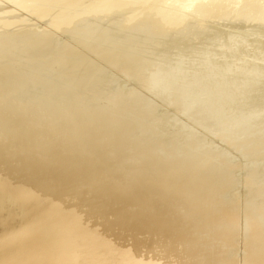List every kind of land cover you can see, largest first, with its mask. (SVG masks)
Returning <instances> with one entry per match:
<instances>
[{
	"label": "bare ground",
	"instance_id": "obj_1",
	"mask_svg": "<svg viewBox=\"0 0 264 264\" xmlns=\"http://www.w3.org/2000/svg\"><path fill=\"white\" fill-rule=\"evenodd\" d=\"M36 1L4 0L7 8L0 3V15L12 20L0 16V264H264V136L252 140L260 141L246 153L241 183L231 180L232 163L217 165L209 156L210 162V153L200 149L201 136L176 127L136 88L115 99L109 71L65 41L57 40V47L51 42L54 31L91 35L103 16L117 11L134 18L131 27L147 37L170 39L189 19L182 18L186 12L212 15L211 8L200 6L202 0H181L180 21L169 22V13L168 20L160 15L168 11H157L161 18L154 13L155 19L145 9L134 16L126 12L131 4L107 0L113 3L106 11L92 4L95 10L88 6L73 18L69 12L64 22L65 15L53 17L51 6L77 1L50 6L45 0L33 14L55 30L31 33L27 25L30 32H14L16 15ZM242 1L235 6L238 18L249 21V11L264 12L263 5ZM194 28L189 36L200 37ZM123 36L113 32L91 53L147 89L152 81L146 51L139 57L119 54ZM131 91L140 94L123 101ZM171 101L181 106L180 97Z\"/></svg>",
	"mask_w": 264,
	"mask_h": 264
},
{
	"label": "rangeland",
	"instance_id": "obj_2",
	"mask_svg": "<svg viewBox=\"0 0 264 264\" xmlns=\"http://www.w3.org/2000/svg\"><path fill=\"white\" fill-rule=\"evenodd\" d=\"M44 1L45 0H39L34 2L27 11H21L20 10L21 8L19 9L18 4L12 5V8L20 10L19 18L18 15H16L17 20L16 19L13 20L15 22V25L18 24L17 26H14L13 31L14 32L20 31L21 33L22 32L27 33L30 31H32L31 33L34 32L41 33V31H43L45 28H47V30L50 29L54 31L55 29L53 30L52 24H48L49 22H47V20L44 21L37 19L33 14V11L38 10L40 7H43V4L46 1H48L49 3L46 2L45 4L48 5L50 4L51 6L55 0H50L52 1V3L49 0H46L45 2ZM73 1H77V4L76 2L68 3V5L66 4V7L64 8L62 7L63 3L61 5L58 4L60 5L59 6L60 9L58 8L57 4H53L51 6L52 10L54 7V11L52 13L53 17L54 18L58 17L55 19H60L63 16L61 19L63 20L65 15V19H64L65 22L66 18L70 16L71 12H72L71 17L73 18L72 15L76 17L77 15H79L78 14L79 12L81 13V11L84 12L86 9H87L86 11H89L88 8H91L92 4H94L95 7L98 8L100 7V9L104 6L103 10L106 11L109 8V5H111L110 3H113L111 1L107 2V0H81V1L73 0ZM121 1L122 3L126 2L127 4L124 3L126 5L131 4L130 6L134 8V10L131 8L133 11L130 8H127L128 10H126V12L131 11V13L128 12L131 15L134 14V16H138L139 15L138 11L141 10L140 15L141 13L146 14L145 12H148L147 13L149 14L148 17L151 19H155L156 17L159 18L161 15V17L167 18V20L170 18L169 22L170 21L173 22L174 19L175 21H180L176 19H178L177 14H181L178 13V11L180 10L179 8H181L179 7L180 6L179 2H181V0H121ZM204 1L205 0L199 2L200 6L204 5L203 6L204 8L205 6H207L206 9L210 7L212 10V15L205 14L204 16L198 13H195L197 14L195 15L193 12H192L193 14H191V12H186L189 13V15H187L186 13H185L186 15L182 14L183 15L182 18H184V16L186 17L188 16L190 20L185 18L184 22L181 21L180 23L182 24L185 23L183 24L184 26L183 29L179 33L174 34L170 39H159V38L153 39V36L151 35L147 37L146 32H142L137 27H131V23L134 21L133 20L134 18L132 17L124 18L125 11H117L109 16H103L101 24L96 30H94V32L91 35L80 34L72 38L67 33H63L61 31L60 32L54 31L53 36L51 37L54 40L51 39V42L53 41V45L57 47V44H60L58 43L57 40H59L60 42L65 41L69 43L73 48H75L78 52L86 56L88 59L101 64L102 67H104L107 71H109L108 75L111 76V77L109 76V78H112L111 88L113 89V92L118 94V95L116 94L117 96L115 95L114 97L115 99H118L119 97L121 100V95L125 94L122 95L125 97L127 93L129 94V90L133 88L142 91L151 102L157 104L160 107L161 110L160 112L166 113L171 117V121L174 125H177L176 127H180L184 131L192 133L196 136L198 135L197 137L199 136L203 137L204 141L201 137H199L200 141L198 140V142L202 141L200 143L202 146L200 147V149L201 148L205 149V151L201 150V152L202 151L207 152L205 154L210 153L209 155H205L206 157L208 156L207 157L208 160H211L209 159L210 157L212 159L214 158V160L216 159V161L218 159L217 162L213 160L214 163L217 165L220 164V161L221 164L224 163L226 165H227V163H225L226 161L231 162L232 167L229 165L228 162V166L231 168H229L230 173L228 171L227 178H229L228 175H230V178L232 177L231 180H234L235 178L234 181L236 182L238 181V183H241L239 179L242 180L241 177L243 176V172L241 170L244 171L245 169L244 164H245V160L247 159L246 153H248V151L255 144H256L255 146H257L260 141L256 139L255 140L258 142L252 140L255 137V135L258 137L264 136V101H263L264 100V12L249 11L252 14L249 13V19L251 20L248 21V20L240 19L237 17V15H235L237 9V8L235 9V6L237 7V5L244 2L242 0L241 3L239 4H238L239 0H223V1L213 0L210 2L209 0L205 2ZM97 2H98V6H97ZM0 3H3V6L5 5L6 8L10 5L9 3L7 4L6 2H4V0H0ZM139 3L142 5L140 6ZM211 3L213 4L215 3V4L213 5ZM250 3L259 4L260 6L263 5L262 7H264V0H251ZM74 4L76 5V7H74ZM241 5L239 6L241 7ZM63 6H65V4ZM72 6L74 8L72 10L69 9L72 8ZM134 6L137 9H135ZM222 6L226 9L222 8ZM162 7L165 10L164 9L162 10ZM76 8L77 10L75 11ZM217 8L221 10H218ZM227 8L228 9L234 8V9L228 10ZM56 9H59L57 10V12L59 11V13L57 14L55 11ZM92 9L95 10L94 6L91 8V10ZM144 9L145 12L143 11ZM150 9H152V11ZM214 9H217L218 12ZM62 10H65L64 14ZM136 10L138 13L136 12ZM154 10L156 12H154ZM77 11L79 12L77 13ZM157 11L159 13L163 11L164 15L168 11L167 16L166 17L163 16L162 13H160V15L157 16ZM181 11L184 13L185 10H181ZM221 11L222 13L226 12L228 16H225L224 13L222 14ZM5 12L8 13L7 11ZM154 13H156V17ZM2 15L3 18L4 17L8 18V16H10L9 14L1 13L0 16L2 17ZM59 15H61V17H59ZM168 15L172 16L173 18L172 17L168 18ZM71 17L67 19L69 20L71 19ZM7 18H5V20L10 22L11 18L9 17L8 18L9 20ZM24 18L25 20L27 19V22L25 21V23L23 20ZM57 21L55 20L56 23H61L60 20L58 22ZM186 23L188 26L186 25ZM191 23H193V25ZM27 25L32 30L27 29ZM194 26L196 28L198 27L201 33L200 37L189 36L191 30L193 29L196 30ZM16 27L17 30H15ZM24 28L25 31H23ZM33 28L34 29L36 28L35 31ZM115 31L124 32L123 38L125 40V46L122 47L121 50H119V54L139 57L143 49H145L146 51L145 59L150 63L149 64L150 68L147 70V74L149 75V78L152 81V84L150 85L149 88L147 89L142 88L136 82V80L132 79V77L129 74L123 72L120 68L115 67L114 65L106 63L105 61L102 60L101 57L91 53L90 47H94V46L98 47L99 44H101L104 40H106V37H108L110 34H112ZM180 34L181 37L183 35L185 37H184V41L178 43L179 39H181ZM167 42L169 44L163 45L164 43ZM132 66H137V65L132 64ZM126 67L130 68L131 65H127ZM53 78L55 77L53 76ZM53 78H51L50 81H52ZM59 78L56 77V81L55 80L53 81L57 82V79L59 81L62 80V78L61 79ZM61 83L62 82L60 81V84ZM104 86L105 85H103V87ZM128 86L131 88H129ZM137 92L140 94L139 91ZM137 92L135 94H131L132 93L131 91L130 95H128L127 98L122 97L123 101H125V99L129 100L131 95L135 98L137 96L136 94H138ZM93 96L98 97L96 95ZM175 96L181 98L182 103L180 107L173 106L172 104L171 99ZM133 97H131L130 100L134 99ZM114 98L113 100H115ZM110 100L112 101V99ZM166 103L167 105H165ZM199 107L206 109V110L204 109L201 110L200 116L196 114V109H198ZM201 119L203 120L201 121ZM202 123L204 126L202 125ZM250 132L252 133L251 134L252 136L248 137L247 134ZM205 141L207 142V144ZM203 144H205L204 146L207 145L208 149L205 148ZM208 146L212 148H209ZM210 149L213 150L211 151L212 155L210 151L208 152V150ZM217 153L218 155L219 154L223 155V157L227 160H224V158L222 157H220L221 159L215 158L216 155L213 156V154H217ZM213 161L211 160L210 162ZM263 162H264V157H262L259 160V163H263ZM233 163L234 164L237 163L238 166L242 165L241 169H239L240 166L237 167V164L235 165L237 167V170L238 171L240 170L242 173L237 172L236 167L234 166ZM254 163H255L254 161H251L250 167H252ZM233 167L235 169H233ZM231 169L235 170V172L237 173L236 176L231 175L233 171ZM235 172H233V174H236Z\"/></svg>",
	"mask_w": 264,
	"mask_h": 264
}]
</instances>
